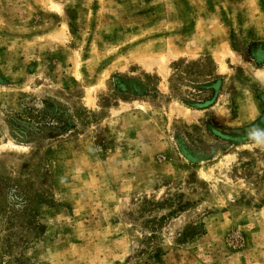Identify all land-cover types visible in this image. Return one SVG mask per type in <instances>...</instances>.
<instances>
[{"label": "rangeland", "instance_id": "1", "mask_svg": "<svg viewBox=\"0 0 264 264\" xmlns=\"http://www.w3.org/2000/svg\"><path fill=\"white\" fill-rule=\"evenodd\" d=\"M0 264H264V0H0Z\"/></svg>", "mask_w": 264, "mask_h": 264}]
</instances>
